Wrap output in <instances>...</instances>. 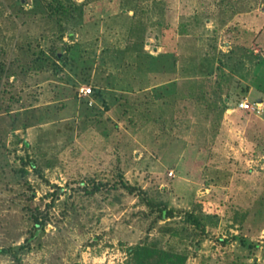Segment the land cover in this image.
<instances>
[{
	"label": "rangeland",
	"instance_id": "rangeland-1",
	"mask_svg": "<svg viewBox=\"0 0 264 264\" xmlns=\"http://www.w3.org/2000/svg\"><path fill=\"white\" fill-rule=\"evenodd\" d=\"M0 66V264H264V0H0Z\"/></svg>",
	"mask_w": 264,
	"mask_h": 264
},
{
	"label": "trees",
	"instance_id": "trees-1",
	"mask_svg": "<svg viewBox=\"0 0 264 264\" xmlns=\"http://www.w3.org/2000/svg\"><path fill=\"white\" fill-rule=\"evenodd\" d=\"M62 6H58L55 8L56 11H60ZM1 71V66H0ZM127 188V187H126ZM130 189V188H129ZM128 189V190H129ZM171 212L167 211L166 208L160 209V217L168 218L171 216ZM37 220V219H36ZM154 253L152 250L146 247H136L134 249V260L135 264H184L185 257L180 255H170V254H162L161 257H158L157 261L154 260Z\"/></svg>",
	"mask_w": 264,
	"mask_h": 264
},
{
	"label": "built area",
	"instance_id": "built-area-1",
	"mask_svg": "<svg viewBox=\"0 0 264 264\" xmlns=\"http://www.w3.org/2000/svg\"><path fill=\"white\" fill-rule=\"evenodd\" d=\"M79 92H80L81 95H84L85 97H89L91 95V89L90 88L81 89ZM90 103L91 102L89 101V104ZM247 105L248 104H241L242 107H248Z\"/></svg>",
	"mask_w": 264,
	"mask_h": 264
}]
</instances>
